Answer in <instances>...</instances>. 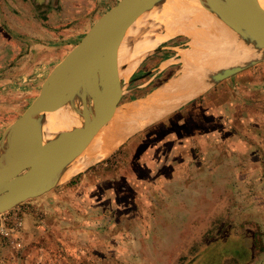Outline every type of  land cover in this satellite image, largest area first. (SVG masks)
<instances>
[{
  "label": "rangeland",
  "instance_id": "rangeland-1",
  "mask_svg": "<svg viewBox=\"0 0 264 264\" xmlns=\"http://www.w3.org/2000/svg\"><path fill=\"white\" fill-rule=\"evenodd\" d=\"M113 2L60 1L49 31L43 18L40 31L32 20L22 27L0 18V137ZM229 31L233 46L239 36ZM154 32L165 38L137 57L118 106L177 77L182 53L193 47L185 32ZM113 151L0 213V264H264V59L212 83ZM238 235L254 236L255 253L218 256Z\"/></svg>",
  "mask_w": 264,
  "mask_h": 264
},
{
  "label": "water",
  "instance_id": "water-1",
  "mask_svg": "<svg viewBox=\"0 0 264 264\" xmlns=\"http://www.w3.org/2000/svg\"><path fill=\"white\" fill-rule=\"evenodd\" d=\"M146 1L114 0L101 11L79 41L52 67L38 94L4 129L0 137V213L60 183L66 167L88 146L102 121L114 115L121 98L112 84L118 47L124 28L137 18ZM199 1L242 40L262 51L256 59L209 75L208 88L264 59V9L254 0H240L251 12L241 14L231 0ZM130 7L133 14L128 18ZM136 10L139 11L135 13ZM65 104L82 116L81 125L58 132L59 143L44 153L9 164L23 143L42 139L46 113Z\"/></svg>",
  "mask_w": 264,
  "mask_h": 264
},
{
  "label": "bare ground",
  "instance_id": "bare-ground-1",
  "mask_svg": "<svg viewBox=\"0 0 264 264\" xmlns=\"http://www.w3.org/2000/svg\"><path fill=\"white\" fill-rule=\"evenodd\" d=\"M254 1L264 9V0ZM231 2L241 14H251L247 4L240 3V0ZM142 5L144 9L141 13L124 28L118 47L112 84L120 96L127 92L128 79L137 57L149 52L147 50L155 49L165 38L159 33L155 34L156 31L153 33L155 36L149 35L151 30L163 28L168 34L175 35L185 32L192 36L193 47L182 53L183 66L178 77L171 83H164L146 100L139 99L124 107H116L114 115L102 121L88 146L66 167L60 182L105 158L146 123L159 119L178 104L200 94L206 89V80L212 73L243 64L262 54V51L240 37L236 38L238 40L233 46L230 45L229 41L234 37L230 34L229 26L199 0H148ZM132 11L130 7L128 18L133 14ZM148 29L150 32L147 35ZM108 120L109 125L104 126ZM81 123L82 116L68 104L46 113L42 124V139L33 144L23 143L9 164L44 153L59 143L58 132L70 130Z\"/></svg>",
  "mask_w": 264,
  "mask_h": 264
},
{
  "label": "crops",
  "instance_id": "crops-1",
  "mask_svg": "<svg viewBox=\"0 0 264 264\" xmlns=\"http://www.w3.org/2000/svg\"><path fill=\"white\" fill-rule=\"evenodd\" d=\"M60 1H64V0H0V18L6 19V20H8V19L15 20L16 23L22 27H25L26 23H29L32 20L33 21L32 22L33 27H38L39 31L41 29V27H40L41 23L39 20H41L43 18L44 20L48 21L44 25V29L46 31H49L50 30L49 29L50 28L49 22L56 15L57 3H59ZM9 3H11L12 7H9ZM19 31L25 33V30H17V32H19ZM81 36L79 37V39L81 38ZM79 39H78V41H79ZM173 79H175V77L169 79L167 82H165V84L171 83V81ZM165 84H163V85H165ZM163 85H161V86H163ZM157 89H155V90H157ZM155 90L148 97H150L155 92ZM146 99H142V100H146ZM127 104H125V105H127ZM125 105L118 106V107L121 108V107H124ZM179 105L180 104H178L176 107L171 109L169 112L178 108ZM153 121H155V120H153ZM109 122L110 121L108 120L104 126H108ZM149 123H151V122L146 123L142 128H144ZM142 128H140V129H142ZM139 130H137V131H139ZM133 134L134 133H132L131 135H133ZM129 137H127V138H129ZM253 238H254V236L246 237L244 235H238L235 237L228 238V242L231 243L230 245H228L229 246L228 252H226L225 250H221L222 252H219L218 256L224 255L226 257V254H228V256L229 255L235 256L238 259H245L244 257L248 258L251 254L255 253L254 249H252V247H251L252 245H250V243H252L254 241ZM195 241L196 240H192V243H194Z\"/></svg>",
  "mask_w": 264,
  "mask_h": 264
},
{
  "label": "built area",
  "instance_id": "built-area-1",
  "mask_svg": "<svg viewBox=\"0 0 264 264\" xmlns=\"http://www.w3.org/2000/svg\"><path fill=\"white\" fill-rule=\"evenodd\" d=\"M13 219L15 221V223H14L15 227H17V228L20 227L22 222L16 213H14ZM1 229H2V232L5 236H7L8 238L11 237V230L10 229L2 228V227H1ZM16 245L19 247L21 244H20V242H16Z\"/></svg>",
  "mask_w": 264,
  "mask_h": 264
}]
</instances>
